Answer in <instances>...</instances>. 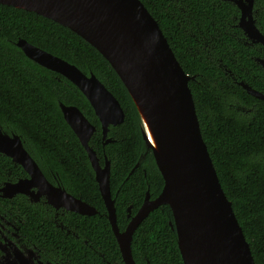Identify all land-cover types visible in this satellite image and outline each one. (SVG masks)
Wrapping results in <instances>:
<instances>
[{"label":"trees","instance_id":"1","mask_svg":"<svg viewBox=\"0 0 264 264\" xmlns=\"http://www.w3.org/2000/svg\"><path fill=\"white\" fill-rule=\"evenodd\" d=\"M140 1L191 77L202 136L220 183L255 263L264 264V101L236 83L244 81L264 92V69L255 60L264 58V47L245 44L243 32L236 28L238 10L227 0ZM259 1L264 6V0ZM260 20L264 33V11ZM20 40L75 65L86 75L95 74L107 87L125 113L122 124L109 127L107 137L113 142L104 144L101 122L79 88L28 58L17 45ZM60 103L77 106L96 127L89 144L102 166L110 161L117 224L124 231L128 209L132 207L135 214L147 192L155 199L164 187L131 95L106 58L75 32L36 12L0 4V129L19 135L45 175L56 174L61 186L99 212L96 216L65 213L68 228L75 233L67 235L49 220L53 216L50 207L20 197L25 201L19 212L27 218L24 231L42 248L71 251L74 264H82L87 255L94 264L100 254L118 257L124 264L87 151L64 119ZM238 105L254 110L246 115L236 109ZM8 172L19 177L26 174L0 154V181ZM170 222H174L173 212L163 205L140 224L132 241L136 264H184Z\"/></svg>","mask_w":264,"mask_h":264},{"label":"water","instance_id":"2","mask_svg":"<svg viewBox=\"0 0 264 264\" xmlns=\"http://www.w3.org/2000/svg\"><path fill=\"white\" fill-rule=\"evenodd\" d=\"M0 4L36 12L86 40L110 63L139 111L143 137L163 176L164 187L155 199L147 192L142 206L121 231L110 187V161L102 166L89 144L96 127L77 106L59 104L64 119L87 151L124 263L136 264L132 241L140 224L151 212L168 205L174 217L170 225L177 233L184 264H256L203 139L189 86L191 77L145 5L140 0H0ZM240 7V25L245 35L264 46V34L253 23V30L243 26L248 12ZM17 45L28 58L79 88L101 122L104 144L113 142L107 137L109 127L122 124L125 113L96 75H86L75 65L25 40ZM260 63L264 67V60ZM241 84L248 94L264 99L263 93ZM0 154L11 158L30 175V179L7 186L12 194L4 197L22 193L36 202L47 195V201L56 209L86 216L97 213L80 198L50 184L19 135L0 129ZM138 166L139 163L134 169ZM34 187L39 192L31 191Z\"/></svg>","mask_w":264,"mask_h":264},{"label":"flooded vegetation","instance_id":"3","mask_svg":"<svg viewBox=\"0 0 264 264\" xmlns=\"http://www.w3.org/2000/svg\"><path fill=\"white\" fill-rule=\"evenodd\" d=\"M227 1L233 4L238 10V14L235 16V19L237 20L236 28L243 32L245 44L255 47L257 45H262L260 43H253L245 35V29L240 25L243 14L240 6H242L245 12H248L246 14V18L244 19L243 26L253 30L251 26V23H253L254 26L261 33H263L262 21L260 20L261 12L264 11L263 4L259 0H227ZM249 6H252V8L251 7L249 8ZM255 60L264 69L263 65L260 63V60H264V58L256 57ZM230 76L234 80L235 77L231 71H230ZM236 83L240 85L243 89H245L241 84V83L246 84L244 81H240V82L236 81ZM246 85L264 94L263 91H259L253 88L252 86H250L249 84ZM259 100L264 101V99H259ZM236 109L239 112L246 115L251 114L254 110V108H248L242 105L236 106ZM25 173H26L25 175L19 177V176H13L11 175V172L10 173L8 172L5 175V178L0 181V264H74L71 251L65 249H47L36 245L24 231L26 228L27 218L22 217L19 213L20 205L25 203L26 200L34 205L39 204L44 207H50L52 209L50 210L52 211L53 216L50 217L49 220L52 221L57 228L64 230L67 235H70L71 233L75 235V233L70 228H68V224L66 223L67 220L64 216L65 213L69 211L63 208L60 209L54 208L47 201L48 198L47 195H42L36 202H33L30 196L22 193L13 194L11 195V197L3 196L4 194L5 195L12 194L10 192L11 188L7 189V186L9 187L10 185L16 184L25 179H30V175L26 171ZM43 174L45 175L44 172ZM45 177L49 181V183L52 184L53 186L61 187L67 191L66 188H64L59 184L58 176L56 174L51 173L49 176L45 175ZM3 189H7V190L4 192ZM39 190L40 189L35 187L31 189V191H34L35 193L39 192ZM20 197H23L25 201L19 200ZM6 202L8 205H6ZM94 209L97 211L96 208ZM16 210L18 212H16ZM98 213L99 212L97 211V213L92 216H96ZM136 213L135 214L132 213V207L128 209L127 218L129 219V222L136 215ZM84 244L88 245L89 243L87 240H85ZM82 264H92L89 263L88 255L85 256V260H83ZM94 264H121V262L118 257L112 258L109 256L108 259L103 254H100V257L95 259Z\"/></svg>","mask_w":264,"mask_h":264},{"label":"bare ground","instance_id":"4","mask_svg":"<svg viewBox=\"0 0 264 264\" xmlns=\"http://www.w3.org/2000/svg\"><path fill=\"white\" fill-rule=\"evenodd\" d=\"M147 120V119H146ZM148 122V120H147ZM148 124V123H147ZM151 141L152 143L157 147V143H156V140H155V137L153 135H151Z\"/></svg>","mask_w":264,"mask_h":264}]
</instances>
